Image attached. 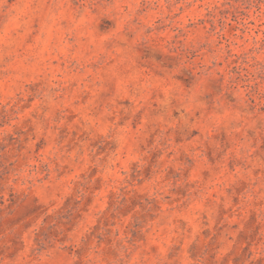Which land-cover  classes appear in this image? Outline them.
I'll return each mask as SVG.
<instances>
[{
  "label": "rangeland",
  "instance_id": "1",
  "mask_svg": "<svg viewBox=\"0 0 264 264\" xmlns=\"http://www.w3.org/2000/svg\"><path fill=\"white\" fill-rule=\"evenodd\" d=\"M0 264H264V0H0Z\"/></svg>",
  "mask_w": 264,
  "mask_h": 264
}]
</instances>
